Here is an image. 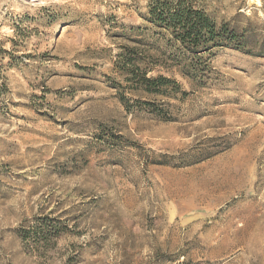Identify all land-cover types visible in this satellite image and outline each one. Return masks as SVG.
I'll return each mask as SVG.
<instances>
[{
    "label": "rangeland",
    "instance_id": "1",
    "mask_svg": "<svg viewBox=\"0 0 264 264\" xmlns=\"http://www.w3.org/2000/svg\"><path fill=\"white\" fill-rule=\"evenodd\" d=\"M195 1L249 39L193 80L149 0H0V264H264V0Z\"/></svg>",
    "mask_w": 264,
    "mask_h": 264
},
{
    "label": "trees",
    "instance_id": "2",
    "mask_svg": "<svg viewBox=\"0 0 264 264\" xmlns=\"http://www.w3.org/2000/svg\"><path fill=\"white\" fill-rule=\"evenodd\" d=\"M146 20L155 27L169 32L186 58L180 74L193 80L199 77V73L204 74V68L208 70V56L214 50L228 48L247 51L249 30L240 32L230 28L227 23H217L197 6L195 0H149ZM262 43L259 52L247 53L264 57V41ZM130 52L135 51L131 49ZM5 55L7 52L0 48V92L5 90V66L2 65ZM120 57L122 58L123 54ZM137 58L130 56L124 60L126 65L123 71L131 77L126 80L132 83L131 89L135 92L142 90L148 96L162 92L163 88L177 89L174 80L162 76L147 77L150 71L144 66L145 60Z\"/></svg>",
    "mask_w": 264,
    "mask_h": 264
}]
</instances>
